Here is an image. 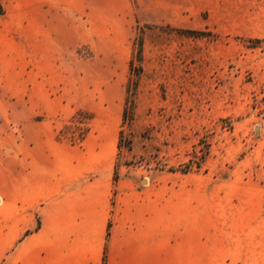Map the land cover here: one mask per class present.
Masks as SVG:
<instances>
[{
	"label": "rangeland",
	"instance_id": "rangeland-1",
	"mask_svg": "<svg viewBox=\"0 0 264 264\" xmlns=\"http://www.w3.org/2000/svg\"><path fill=\"white\" fill-rule=\"evenodd\" d=\"M84 148L181 217L190 264L255 254L228 218L264 196V0L0 3V229L11 191Z\"/></svg>",
	"mask_w": 264,
	"mask_h": 264
},
{
	"label": "crops",
	"instance_id": "crops-1",
	"mask_svg": "<svg viewBox=\"0 0 264 264\" xmlns=\"http://www.w3.org/2000/svg\"><path fill=\"white\" fill-rule=\"evenodd\" d=\"M89 157L84 148L81 162L59 166L47 179L39 172L20 195L10 192L1 264H190L187 230L167 202L130 179L114 183L112 169L88 165ZM253 191L251 201L235 197L228 227L234 242L259 249L229 260H205L201 250L196 264H264V196ZM200 230L204 243V222Z\"/></svg>",
	"mask_w": 264,
	"mask_h": 264
},
{
	"label": "trees",
	"instance_id": "trees-1",
	"mask_svg": "<svg viewBox=\"0 0 264 264\" xmlns=\"http://www.w3.org/2000/svg\"><path fill=\"white\" fill-rule=\"evenodd\" d=\"M192 34H200V33H197V32H191ZM137 40V44L136 47H137V51H136V54L134 55V57L132 58L131 60V63H130V69L131 71H133V67H134V63L137 61L139 63L142 62V58H143V40H142V37L140 36L139 38L136 39ZM82 124V122H80ZM84 137L85 135L82 136V138L79 140V142L81 143L83 140H84ZM72 144H75V142H72ZM118 176L115 175L114 176V183H116L118 181Z\"/></svg>",
	"mask_w": 264,
	"mask_h": 264
}]
</instances>
